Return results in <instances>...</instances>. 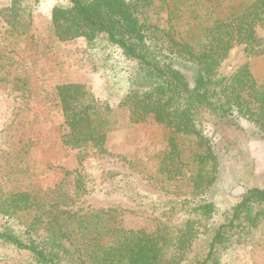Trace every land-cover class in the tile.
<instances>
[{
  "label": "trees",
  "instance_id": "obj_1",
  "mask_svg": "<svg viewBox=\"0 0 264 264\" xmlns=\"http://www.w3.org/2000/svg\"><path fill=\"white\" fill-rule=\"evenodd\" d=\"M38 1L6 0L0 18L13 32L27 33ZM152 1L63 0L51 8L49 32L58 41L105 39L112 76L120 72L125 79L119 106L129 121L152 119L165 127L169 152L178 150L180 138L192 143L193 196L139 192L125 172L104 169L106 193L138 200L159 215L155 227L131 229L122 225L116 208L75 206L82 185L50 196L1 192L0 248L19 264H223L237 247L251 244L264 225V187L240 191L219 222L209 198L223 157L239 154L237 138L216 142V133L240 130L246 122L251 133L264 137V80L247 65L223 80L215 75L233 46L264 50V0H162L166 29L140 18ZM257 28L263 30L261 38ZM13 50L0 47V80ZM52 94L67 128L61 142L107 153L108 102L82 83L57 84ZM169 164L161 172L176 170Z\"/></svg>",
  "mask_w": 264,
  "mask_h": 264
},
{
  "label": "rangeland",
  "instance_id": "obj_2",
  "mask_svg": "<svg viewBox=\"0 0 264 264\" xmlns=\"http://www.w3.org/2000/svg\"><path fill=\"white\" fill-rule=\"evenodd\" d=\"M5 3L6 0H0V8ZM60 3L63 0H39L32 13V24L24 34L20 30L13 32L0 18V47L14 49L8 54L12 62L6 64L0 80V193L21 190L50 196L64 188L74 191V186L82 185L75 206L116 208L125 228L151 229L160 221L159 215L138 200L106 193L102 172L107 168L125 172L139 192L191 197L192 143L180 138L178 150L169 152L165 127L152 119L129 121L126 109L119 106L125 79L120 72L112 76L113 61L106 55L105 39L58 41L51 36L50 11ZM140 18L147 25L166 29V3L153 0ZM256 36L261 38L263 30L257 28ZM244 65L258 80H264L261 46L257 45L253 53L242 44L233 46L215 68L216 79L228 78ZM128 69L131 70L130 65ZM67 82L82 83L108 102L107 153H98L91 146L72 148L61 142L67 128L52 91L55 85ZM251 132V125L241 122L240 130L224 128L215 135L216 142L234 138L239 142L238 156L223 157L217 179L209 190V198L216 204L215 222L222 220L239 200L240 191L264 187V137ZM163 159L176 170L161 172L160 167L164 170L166 164L161 162ZM22 219L27 221L29 217ZM0 252L6 255L0 258V264H19L9 251L0 248ZM225 259L223 264H264V225L251 244L237 247Z\"/></svg>",
  "mask_w": 264,
  "mask_h": 264
}]
</instances>
